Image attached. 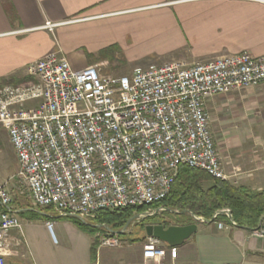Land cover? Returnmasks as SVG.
Wrapping results in <instances>:
<instances>
[{
    "label": "built area",
    "instance_id": "built-area-1",
    "mask_svg": "<svg viewBox=\"0 0 264 264\" xmlns=\"http://www.w3.org/2000/svg\"><path fill=\"white\" fill-rule=\"evenodd\" d=\"M28 74L35 82L0 88V125L15 151L18 176L38 208L85 221L103 211L163 212L152 207L171 193L182 167L227 180L206 103L263 84L264 55L244 52L111 76L100 65L77 70L51 52L30 64ZM12 202L0 185V264L10 256V232L22 230ZM256 234L264 238V228ZM161 245L147 238L143 264H162ZM101 246L117 248L121 240L109 231ZM170 254L175 259L177 249Z\"/></svg>",
    "mask_w": 264,
    "mask_h": 264
},
{
    "label": "crops",
    "instance_id": "crops-1",
    "mask_svg": "<svg viewBox=\"0 0 264 264\" xmlns=\"http://www.w3.org/2000/svg\"><path fill=\"white\" fill-rule=\"evenodd\" d=\"M47 23L55 25L52 30ZM51 52L63 55L77 70L100 65L103 74L116 63L191 66L244 52L259 57L264 55V0H0V80L26 78L29 65ZM206 107L225 175L251 192L264 191V83L215 96ZM11 210L20 220V213L30 211ZM40 216L44 222L21 220L23 240L16 239V230L10 232V241L19 243L6 264H36L25 247L29 234L38 237L45 252L60 243L70 264L81 255L84 264L144 263L147 239L135 256L124 252L107 260L102 250L109 248L99 245L91 263L88 254L95 237L55 217L52 210L43 209ZM130 243L122 241L117 248L127 251ZM163 244L162 264H264V238L235 223L223 228L200 223L176 248L175 259L172 248Z\"/></svg>",
    "mask_w": 264,
    "mask_h": 264
},
{
    "label": "trees",
    "instance_id": "trees-1",
    "mask_svg": "<svg viewBox=\"0 0 264 264\" xmlns=\"http://www.w3.org/2000/svg\"><path fill=\"white\" fill-rule=\"evenodd\" d=\"M33 82L35 80L31 77L1 79L0 88L5 86H27ZM159 208L166 209V211L161 212L162 216L148 217L143 222L148 223L167 218L169 220L167 225L187 226L197 223L193 217L194 215L207 222L214 219L212 223L225 226H232L235 223L240 227L251 230L264 228V191L251 192L246 187L235 186L228 180L215 179L204 171L189 167L180 168L171 193L163 202L154 205L152 210ZM39 209L41 212L43 211L42 208ZM167 210L172 211V213ZM225 210H230L232 219L225 213L217 215V213ZM147 211L146 208L137 211L132 209L114 212L103 211L98 213L90 224L74 217L69 219L80 230L87 233L94 235L99 230L98 227H105V229L114 232L115 236L120 237L125 234L120 231L129 220ZM33 214L40 216L38 212H33ZM98 246V241L94 240L91 249L94 259L97 257Z\"/></svg>",
    "mask_w": 264,
    "mask_h": 264
},
{
    "label": "rangeland",
    "instance_id": "rangeland-1",
    "mask_svg": "<svg viewBox=\"0 0 264 264\" xmlns=\"http://www.w3.org/2000/svg\"><path fill=\"white\" fill-rule=\"evenodd\" d=\"M146 63L143 61L141 62H131V63H116L112 65H108L107 68H104L106 73L111 76H124V75H130L132 71L138 68L147 69ZM31 77V76H27ZM33 78V77H31ZM30 80V79H29ZM28 80V81H29ZM25 83V82H24ZM242 131V130H241ZM241 131H236L238 134H240ZM19 173V165L17 161V157L15 154V151L13 149V146L10 142L8 132L0 125V185L5 186L9 193L12 196L13 202L12 206L15 209H29L30 211H26L24 213H20V218L23 220V222H29L33 224H37L38 222H44L45 219L41 216L34 215L33 212L41 213L40 209L34 204L30 197V192L28 189V186L26 182L18 176ZM229 182H231L235 186H241V184L238 182H233V180L227 179ZM160 213V212H159ZM149 214H155L154 212ZM137 217V215L135 216ZM133 217L131 220L128 221L126 226L120 231L125 233L124 235L120 236L119 238L122 241H129L131 242L130 245H132L128 250L123 251L121 248H104L102 250V256L103 259H114L116 257H119V255H123L124 252H126L129 256H135L136 250L142 246L143 241L146 240L147 236L145 233L144 226L146 224H151V222L144 223L141 219ZM68 220V223H71L74 227L79 229L69 218H61ZM20 220V221H21ZM64 220V221H66ZM92 219L89 220H81L84 221L86 224H90ZM159 220H155L152 222V224H156L155 222H158ZM198 226L202 221H196ZM143 223V224H142ZM22 230L17 231L19 237L16 239L19 241L20 239L23 240L24 238V226L22 224ZM98 227V226H97ZM99 230L95 232V234L87 233L83 230L84 234L88 235L89 237H95L94 240L98 241V245H101V240L104 237V235L108 232V229H105V227H98ZM80 230V229H79ZM114 233V232H112ZM27 244H25L28 249H30L31 253L29 254L34 259L36 264H70L68 254L63 252L61 250L62 245L60 243H55V245H52L46 252L43 251L42 248L38 246L37 238H34L32 234H29L26 238ZM18 241H15V239H11L9 236V252L13 250V247L19 243ZM43 241V238L41 239V242ZM60 244V245H59ZM134 245V246H133ZM166 246L165 244H163ZM89 259L91 263H94L97 260L93 258L92 252H90ZM98 255V252H97ZM33 260V261H34ZM84 257L81 255L79 259H77L75 264H84Z\"/></svg>",
    "mask_w": 264,
    "mask_h": 264
},
{
    "label": "water",
    "instance_id": "water-1",
    "mask_svg": "<svg viewBox=\"0 0 264 264\" xmlns=\"http://www.w3.org/2000/svg\"><path fill=\"white\" fill-rule=\"evenodd\" d=\"M164 211H166V209ZM167 211L172 213V211L170 210H167ZM224 213H226V211H221L217 213V215L224 214ZM155 215L156 214L138 215L135 218H138L144 221L148 217H153ZM193 217L195 221H202L204 223H212L214 220L213 219L212 221L207 222L206 220L199 218L197 216L193 215ZM144 229H145L147 238H155L171 248H177V247L182 246L186 241H188L197 232L198 224L194 223V224L187 225V226H169L168 228H165L163 225H147L145 226Z\"/></svg>",
    "mask_w": 264,
    "mask_h": 264
},
{
    "label": "flooded vegetation",
    "instance_id": "flooded-vegetation-1",
    "mask_svg": "<svg viewBox=\"0 0 264 264\" xmlns=\"http://www.w3.org/2000/svg\"><path fill=\"white\" fill-rule=\"evenodd\" d=\"M156 215H159V216H162V213H159V214H156ZM159 220L158 222H155L156 224H146L145 226L147 225H163L165 228H168L169 226H175V225H167V223L169 222V220L167 218H164V219H157ZM144 226V228H145Z\"/></svg>",
    "mask_w": 264,
    "mask_h": 264
}]
</instances>
